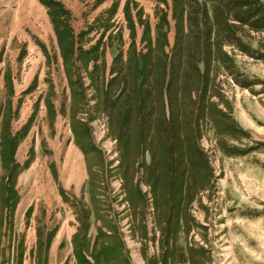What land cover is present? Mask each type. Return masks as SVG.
I'll return each instance as SVG.
<instances>
[{"label": "rangeland", "instance_id": "rangeland-1", "mask_svg": "<svg viewBox=\"0 0 264 264\" xmlns=\"http://www.w3.org/2000/svg\"><path fill=\"white\" fill-rule=\"evenodd\" d=\"M60 1L66 63L39 0H0V264H264L225 137L264 0H131L132 31L126 0Z\"/></svg>", "mask_w": 264, "mask_h": 264}, {"label": "crops", "instance_id": "crops-1", "mask_svg": "<svg viewBox=\"0 0 264 264\" xmlns=\"http://www.w3.org/2000/svg\"><path fill=\"white\" fill-rule=\"evenodd\" d=\"M259 51L261 53L259 58L254 57V59L250 55H244L246 64H243L247 71L246 74L248 71H252L253 79H257L252 80L250 85H246L251 92L249 93L250 99L248 98L250 104L247 101H242V97L238 96L236 104L233 108L231 107L233 110L231 109L229 116H231L230 120H233L235 128L232 132H227L225 137L233 142V145H230L233 151H229L231 154L227 155L230 160H238L239 166H242L244 162L247 163L249 157L251 159L250 175H244V178L251 182L252 189L257 193L263 206L262 210L258 212L256 224L264 228V65L260 71H257L254 65L251 67L247 62L264 60V50L261 48ZM248 89L244 90L248 92Z\"/></svg>", "mask_w": 264, "mask_h": 264}, {"label": "trees", "instance_id": "trees-1", "mask_svg": "<svg viewBox=\"0 0 264 264\" xmlns=\"http://www.w3.org/2000/svg\"><path fill=\"white\" fill-rule=\"evenodd\" d=\"M46 8H47V14L49 17V21L52 25V28L54 30L56 40L58 47L60 49L62 58L64 62L66 63L67 60L70 58V56L73 54L74 51V34H73V28L71 26V19H72V14L68 8L64 6V4L60 0H39ZM157 1H163L166 2V0H157ZM177 1V0H175ZM216 1V0H213ZM130 2L131 0H126L124 7H123V12L125 15V18L127 20V23L129 25V28L131 31L134 29V21H133V16L130 11ZM174 2V1H173ZM118 4V0H112L111 6H110V11H114L116 9V6ZM133 6H136V4H133ZM161 10V16L160 18L165 19L166 15ZM184 11V8L182 6V9L179 11V13H175L173 10V17L174 18H179L182 16V13ZM208 12L204 10V15L207 16ZM137 17L141 18V11L138 9L137 11ZM159 33L160 30L158 29ZM161 35V34H160ZM159 35V37H160ZM158 37V38H159ZM164 57V60L168 59L166 54H162ZM141 60L143 61V67L140 68V74L142 77V80L146 79L148 77L149 69L144 66L148 61H149V56L150 53H144L141 54ZM134 64L138 63V60L136 59L134 61ZM138 71V67L136 68ZM134 78L136 79L137 76L134 75ZM24 131V130H23ZM21 133L23 135L24 133Z\"/></svg>", "mask_w": 264, "mask_h": 264}]
</instances>
